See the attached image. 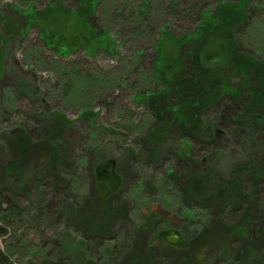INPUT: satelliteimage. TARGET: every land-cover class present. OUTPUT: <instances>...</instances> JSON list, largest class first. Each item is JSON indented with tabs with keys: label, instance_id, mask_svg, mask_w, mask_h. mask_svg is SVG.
Listing matches in <instances>:
<instances>
[{
	"label": "rangeland",
	"instance_id": "obj_1",
	"mask_svg": "<svg viewBox=\"0 0 264 264\" xmlns=\"http://www.w3.org/2000/svg\"><path fill=\"white\" fill-rule=\"evenodd\" d=\"M80 2L0 0V208L15 209L0 219L2 251L13 264H264L257 73L244 66L229 76L223 94L196 112L210 125L203 130L178 127L165 110L177 98L159 96L165 87L152 79L160 69L185 83L189 74L177 68L190 64L191 49L174 38L219 2H248L241 47L264 62V0H98L91 25L108 37L78 44L68 38L83 24L72 12ZM76 69L91 79L71 76ZM195 177L200 188L188 184ZM197 189L211 199H184ZM168 229L184 247L156 241Z\"/></svg>",
	"mask_w": 264,
	"mask_h": 264
},
{
	"label": "trees",
	"instance_id": "obj_2",
	"mask_svg": "<svg viewBox=\"0 0 264 264\" xmlns=\"http://www.w3.org/2000/svg\"><path fill=\"white\" fill-rule=\"evenodd\" d=\"M80 1L81 2L79 3V8H73L72 12L74 11L81 14V21H83V24L81 22L78 33L76 32L75 34L70 36L71 38L69 37L68 39H70V41H73V43L81 44L85 43L86 38L89 37H94L97 35H104L105 37H108V31H105L104 29L98 30L91 25L92 16L98 6V0ZM144 5L146 7H149L148 2H145ZM247 5L248 2H246L245 4L238 3L236 5L228 2H219L217 3V7L215 9L212 10L210 7H208L206 10L200 11L198 13V17L200 20L196 24L194 30L190 32L185 38L176 39L173 37L179 47L184 44L190 45L191 49L189 56L190 64H183V66L177 68V74L180 73V76L189 74V76L185 75L186 80L184 84H175V76H172L171 78L173 81H170L171 79H167L165 76L167 74H171V72L162 73L160 69H158L156 72H153V82L157 84H163L165 87V89L162 91V94L161 92L158 93L159 96L164 95V97H167L173 94L175 98H177V101L173 106L166 104L165 110L170 113V116L176 117L175 119L177 120L178 127L189 129H194L197 127L199 129H202L201 127H204L210 129V125L204 123V120L202 122L201 119H203L204 117H198V115H196V112H200L204 105L212 103L216 97L223 94L224 89L228 86L227 82L229 76L234 77L236 73L241 74L245 70L244 66H249L248 68H250L251 70L254 69V73H257L256 77H259L258 83L264 89V62L259 60L254 61V57L251 55V53H246L241 47L242 43L243 46L245 43V28H247V25H250V21L247 17ZM140 10L141 12H144L145 8H141ZM68 12L71 11L68 10ZM84 26L87 27V29H83ZM161 32L165 34L167 33L165 30H161ZM106 41L107 39H105L104 41H99L98 45L100 44L102 46H105ZM215 44H219L217 47L218 50L212 53H207L209 48ZM55 47L56 49L59 48L57 45ZM95 48H97V44L94 46V49ZM94 49L91 51V53L94 51ZM72 50L73 49H68L66 55L68 56L69 52ZM189 65L190 67L188 68ZM70 68L74 67L69 66V69ZM173 71L176 73L175 70ZM74 74L79 78L91 79L87 72H79V69H76V71L70 73L71 76ZM68 87L69 84L66 87L65 83V85L63 86L64 93H67ZM72 87L76 88L78 87V85L72 84ZM259 96L260 98L253 97L255 98V102L259 101L258 99H264V94H260ZM254 101L253 103H255ZM153 113L156 115V117H158V120L156 121L155 125L151 127L152 137L150 139H143L144 143L148 142L146 143V145H149L151 141L154 142V140L157 138L156 135H153L158 130V128L156 127L161 126L160 119H162V116L159 115L161 114V111L158 114L155 112ZM240 115L241 113H237L234 119L237 121ZM238 123L240 122H234V124L237 125H234L233 127H238ZM178 129L180 132H182V128ZM185 130L187 132L189 131L187 129ZM238 130L239 129L237 128V130H235L234 132L237 133ZM232 136L234 137L235 134ZM211 138L214 140H220L217 134H214ZM4 146L5 145H3V147H0V149L5 148ZM55 160H57L60 165L66 163V159L60 156H57ZM15 166L16 162H13L11 167ZM203 171L205 172V170ZM201 183V177H195L193 180L188 182L191 188L192 186L200 188L202 185ZM201 196L204 197L203 195H201L199 189H197V191L195 192L184 190L183 193L184 199L189 200H198ZM211 197L212 196L209 194L204 198L209 200L211 199ZM14 213L15 209L13 206H7L4 209L0 208V219L7 223L11 220ZM213 225L214 222L209 223V226L211 228L213 227ZM99 228L100 229H98V232L100 234L107 231V229H105L103 226H99ZM205 228L207 229V231H210L208 229L209 227ZM2 231L3 230H0V233ZM203 231L204 233L206 232L205 230ZM156 241L159 243L162 241V236L159 234V232L157 233ZM163 245L164 246H161L162 248L170 247V245L166 243H163ZM0 264H13L8 255L5 254L1 248Z\"/></svg>",
	"mask_w": 264,
	"mask_h": 264
},
{
	"label": "water",
	"instance_id": "obj_3",
	"mask_svg": "<svg viewBox=\"0 0 264 264\" xmlns=\"http://www.w3.org/2000/svg\"><path fill=\"white\" fill-rule=\"evenodd\" d=\"M161 236L171 245L184 247V242L181 240L179 232L177 230H163Z\"/></svg>",
	"mask_w": 264,
	"mask_h": 264
},
{
	"label": "flooded vegetation",
	"instance_id": "obj_4",
	"mask_svg": "<svg viewBox=\"0 0 264 264\" xmlns=\"http://www.w3.org/2000/svg\"><path fill=\"white\" fill-rule=\"evenodd\" d=\"M105 170H106V167L104 166V167H102L101 172H105ZM100 175H101V173H99V176Z\"/></svg>",
	"mask_w": 264,
	"mask_h": 264
}]
</instances>
